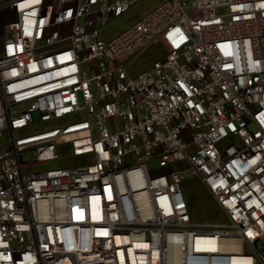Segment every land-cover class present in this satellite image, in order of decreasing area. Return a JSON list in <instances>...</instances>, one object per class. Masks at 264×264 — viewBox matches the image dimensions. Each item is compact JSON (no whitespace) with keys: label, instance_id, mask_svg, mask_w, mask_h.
Segmentation results:
<instances>
[{"label":"built area","instance_id":"obj_1","mask_svg":"<svg viewBox=\"0 0 264 264\" xmlns=\"http://www.w3.org/2000/svg\"><path fill=\"white\" fill-rule=\"evenodd\" d=\"M138 1H5L0 264H264V0H163L106 39ZM183 166L222 221H192Z\"/></svg>","mask_w":264,"mask_h":264},{"label":"rangeland","instance_id":"obj_2","mask_svg":"<svg viewBox=\"0 0 264 264\" xmlns=\"http://www.w3.org/2000/svg\"><path fill=\"white\" fill-rule=\"evenodd\" d=\"M5 1L6 0H0V32L3 31L4 25L14 18V11L11 6H7L4 10L2 9ZM162 1L163 0H139L122 17L110 20L103 28V36L106 39H110L118 35L153 11ZM164 56V49L159 41L155 39L148 46L139 50L128 60L124 61L123 65L130 74L135 75L149 69L155 60L162 59ZM41 128H44V126L39 127V129ZM0 142V145L8 144L6 134L0 138ZM65 165H67L66 162L58 160L48 163L45 167L55 168ZM176 165L178 166V164ZM182 171L184 174L183 189L190 205L192 221L196 223H216L222 221V218L219 217L216 204L198 178L191 172L190 168L186 166L182 167Z\"/></svg>","mask_w":264,"mask_h":264}]
</instances>
